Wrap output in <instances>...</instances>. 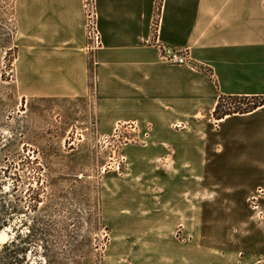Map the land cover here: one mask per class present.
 I'll return each instance as SVG.
<instances>
[{
    "label": "rangeland",
    "instance_id": "rangeland-1",
    "mask_svg": "<svg viewBox=\"0 0 264 264\" xmlns=\"http://www.w3.org/2000/svg\"><path fill=\"white\" fill-rule=\"evenodd\" d=\"M98 7L105 19V0ZM16 19L15 0H0V264H163L172 255L183 257L173 264H263L264 119L223 114L260 97L213 111L206 153L190 154L188 213L177 210L169 232L157 233L154 172L171 174L176 154L139 169L127 149L145 145L147 129L103 135L90 99L23 91Z\"/></svg>",
    "mask_w": 264,
    "mask_h": 264
},
{
    "label": "crops",
    "instance_id": "crops-1",
    "mask_svg": "<svg viewBox=\"0 0 264 264\" xmlns=\"http://www.w3.org/2000/svg\"><path fill=\"white\" fill-rule=\"evenodd\" d=\"M15 9L23 91L90 99L103 135L123 122L148 129L145 145L127 149L130 164L139 169L176 154L174 171L153 177L161 190L155 232H169L177 210L188 213L190 154L206 153V121L219 99L264 97V0H105V19L98 7L102 47L93 54L86 50L81 0H15ZM155 37L186 52L195 67L162 62ZM240 116L262 120L264 105ZM232 120L227 115L221 122ZM201 169L199 162L197 174ZM124 205L133 209L128 198ZM167 258L163 264L183 260Z\"/></svg>",
    "mask_w": 264,
    "mask_h": 264
},
{
    "label": "built area",
    "instance_id": "built-area-1",
    "mask_svg": "<svg viewBox=\"0 0 264 264\" xmlns=\"http://www.w3.org/2000/svg\"><path fill=\"white\" fill-rule=\"evenodd\" d=\"M81 4L84 17L83 27L86 38V50L93 54L102 47V36L98 24V10L96 6V0H81ZM157 29V26L153 25V35H156ZM152 45L159 50V59L162 62L195 67L191 64L186 52L169 46L161 45L156 37L154 38ZM121 126L136 127V124L134 122L118 123L114 129V132Z\"/></svg>",
    "mask_w": 264,
    "mask_h": 264
},
{
    "label": "trees",
    "instance_id": "trees-1",
    "mask_svg": "<svg viewBox=\"0 0 264 264\" xmlns=\"http://www.w3.org/2000/svg\"><path fill=\"white\" fill-rule=\"evenodd\" d=\"M253 97H257V96H252ZM249 97H246V96H242V97H221L214 109V115H217V112L222 104L223 101L225 100H233V99H248ZM261 99V102L258 104V105H254L252 107H249L247 109H244V110H240V111H232V112H224L223 114L226 115V114H232L233 112H238V113H247V112H251L253 110H255L258 106H261L264 104V97H260Z\"/></svg>",
    "mask_w": 264,
    "mask_h": 264
},
{
    "label": "bare ground",
    "instance_id": "bare-ground-1",
    "mask_svg": "<svg viewBox=\"0 0 264 264\" xmlns=\"http://www.w3.org/2000/svg\"><path fill=\"white\" fill-rule=\"evenodd\" d=\"M5 234V233H4ZM0 236H1V233H0Z\"/></svg>",
    "mask_w": 264,
    "mask_h": 264
}]
</instances>
